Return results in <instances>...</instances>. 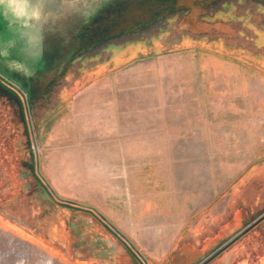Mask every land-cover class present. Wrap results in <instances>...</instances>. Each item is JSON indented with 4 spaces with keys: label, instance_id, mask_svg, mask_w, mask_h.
Masks as SVG:
<instances>
[{
    "label": "rangeland",
    "instance_id": "1",
    "mask_svg": "<svg viewBox=\"0 0 264 264\" xmlns=\"http://www.w3.org/2000/svg\"><path fill=\"white\" fill-rule=\"evenodd\" d=\"M97 11L85 51L48 70L63 68L46 97L13 82L20 105L0 93V264L73 263L47 224L94 211L96 193L90 175L66 172L77 150L64 127L55 145L48 123L103 83L168 114V141L152 143L168 154L152 162L184 202L170 264H264V0H97ZM10 45L35 56L21 33Z\"/></svg>",
    "mask_w": 264,
    "mask_h": 264
},
{
    "label": "crops",
    "instance_id": "2",
    "mask_svg": "<svg viewBox=\"0 0 264 264\" xmlns=\"http://www.w3.org/2000/svg\"><path fill=\"white\" fill-rule=\"evenodd\" d=\"M125 93L120 86L98 84L48 123L55 145L59 127H64V149L77 150L63 156L70 168L66 172L90 175L87 185L96 193L89 199L96 212L62 210L59 222L48 221L49 236L57 239L52 243L66 251L72 264H170L180 249L184 202L174 196L169 200L162 168L152 162L168 154L152 147L168 141V114L158 104L124 98ZM70 157L80 158L76 161L82 168L68 165Z\"/></svg>",
    "mask_w": 264,
    "mask_h": 264
},
{
    "label": "water",
    "instance_id": "3",
    "mask_svg": "<svg viewBox=\"0 0 264 264\" xmlns=\"http://www.w3.org/2000/svg\"><path fill=\"white\" fill-rule=\"evenodd\" d=\"M96 2L97 0H27L35 15L26 21L14 20L8 15L7 9L0 7V74L5 76L0 75V78L7 84L5 87L17 94L9 86L13 82L30 99L31 95L46 97L51 86L62 80L63 68L52 78L47 77L50 72L48 70L59 63L63 65L70 62L88 46L86 39L90 24L100 14L97 11L94 17H90V10H94ZM18 33L27 37L30 44H36L35 56L24 55L20 59L9 55L12 52L10 44L14 43ZM3 70L9 74L2 72Z\"/></svg>",
    "mask_w": 264,
    "mask_h": 264
},
{
    "label": "clouds",
    "instance_id": "4",
    "mask_svg": "<svg viewBox=\"0 0 264 264\" xmlns=\"http://www.w3.org/2000/svg\"><path fill=\"white\" fill-rule=\"evenodd\" d=\"M0 7L7 9L14 20L26 21L35 15L27 0H0Z\"/></svg>",
    "mask_w": 264,
    "mask_h": 264
},
{
    "label": "trees",
    "instance_id": "5",
    "mask_svg": "<svg viewBox=\"0 0 264 264\" xmlns=\"http://www.w3.org/2000/svg\"><path fill=\"white\" fill-rule=\"evenodd\" d=\"M2 79L0 78V93H4L6 96H8V97H10L11 99H13V100H15V101H17L18 103H19V105L21 104V102H20V97H19V95L18 94H15V93H13V92H11V91H9V89H7L6 87H5V85L2 83ZM4 82V81H3ZM3 112H4V110H0V115L1 116H3ZM6 160H8L7 158H6ZM15 162V161H14ZM13 161H12V163H14ZM107 226V225H106ZM109 228V227H108Z\"/></svg>",
    "mask_w": 264,
    "mask_h": 264
}]
</instances>
